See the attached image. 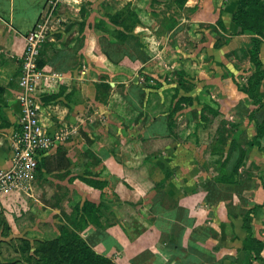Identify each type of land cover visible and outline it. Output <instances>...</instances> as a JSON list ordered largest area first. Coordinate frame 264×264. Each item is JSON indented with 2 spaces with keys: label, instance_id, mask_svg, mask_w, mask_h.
Returning <instances> with one entry per match:
<instances>
[{
  "label": "crops",
  "instance_id": "0c3cea01",
  "mask_svg": "<svg viewBox=\"0 0 264 264\" xmlns=\"http://www.w3.org/2000/svg\"><path fill=\"white\" fill-rule=\"evenodd\" d=\"M51 1L0 0V171L11 167L14 134L19 127L17 95L26 36ZM102 1L105 0L63 1L79 7V11L80 6L89 4L91 15L87 26L76 31L81 40L76 37L67 44L65 41L82 22L79 19L62 27L46 45V52L50 53L43 66L41 121L58 139L41 157L32 186L33 206L21 218L24 223L13 225L12 215L0 208L9 229L1 231L3 235L0 232V245L10 243L19 249L15 243L20 242L27 257L37 258L42 244L57 239L66 227L92 243L98 254L114 255L116 264H132L143 252L150 253L141 264H181L188 257H195L196 264H247L250 254L244 250L248 236L244 216L249 209L264 206V152L257 147L245 148V143L256 135L255 123L248 119L241 122L228 135L224 150L217 153L216 132L198 126L206 118L202 110L195 118L196 115L184 108L174 119L167 107L159 112L146 110L143 86L125 72L126 61L137 63L140 52L128 49L125 44L124 50L116 51L120 58L115 57L113 61L107 55L109 39L95 32L94 20ZM205 2L223 9L225 35L230 39L227 45L210 53L214 65L213 77L208 80V84H215L223 92L222 99L226 101L228 94L224 92L222 79L226 69L222 65L238 72L227 55L233 52L237 42L247 43L249 48L251 36L234 35L237 27L233 14L238 0H229L224 5L219 0L200 1L202 5ZM66 15L67 11L63 21H68ZM158 55V52L151 55V61ZM260 58L264 65V39ZM192 82V89L182 94L192 98L189 110L202 107L198 101L202 82ZM263 87L264 81L258 88L262 98ZM171 100L164 105L169 102L170 106ZM227 120L233 121V116L228 114ZM233 142L235 147L231 153ZM226 159L228 162L222 169ZM250 168L254 169L253 173ZM224 173L233 182L220 183L221 200L207 203L208 182L223 177ZM167 174L170 177L165 181ZM237 175L240 176L238 183ZM41 176L44 181L41 191L49 187L50 198L57 204L50 205L35 193L34 186L39 184ZM145 179L147 189L141 187ZM98 183L103 184V189L96 187ZM125 185L132 192L126 199L118 189ZM63 191L66 193L62 197L59 193ZM86 201L102 206L104 213L99 218L103 220L80 229L83 220L76 222L75 219H81ZM125 205L144 209L147 217L164 226L155 240L144 248H137L140 250L133 255L118 242L122 229L107 224L108 218L123 224ZM63 214L72 222H62L59 217H64ZM252 226L254 236L264 243V207L256 209ZM181 229H184L182 235ZM249 250L253 253L251 247ZM176 252H179L177 257ZM23 264L30 262L25 260ZM253 264H264V247Z\"/></svg>",
  "mask_w": 264,
  "mask_h": 264
},
{
  "label": "rangeland",
  "instance_id": "374dc122",
  "mask_svg": "<svg viewBox=\"0 0 264 264\" xmlns=\"http://www.w3.org/2000/svg\"><path fill=\"white\" fill-rule=\"evenodd\" d=\"M64 0H52L48 3L45 12L53 9V15L51 17L52 30L50 31L49 40L52 36H57L58 31L62 27H66L68 23H73L79 19L77 29L74 32H70L66 38V44L72 41L76 37L81 40L80 36H77L76 31L80 30L85 25L87 26V20L91 15L89 4H83L79 11V7H71L69 4H64ZM203 0H187L186 3L179 4L174 0H105L102 1L97 8V17L94 20L95 32L99 35H106V37H116L115 31L119 27L111 23L110 19H115L116 12L121 9L132 8L137 15L135 22V29L130 33V39L127 43L129 49L140 52V57L137 63L126 61L125 72L129 76H133L134 81H139L145 91L146 110H153L159 112L167 108H170V116L174 119L177 114L184 108L194 114L195 118L199 116L200 110L206 119L203 122H198V126L205 127L206 130L216 132L214 135L215 149L220 153L223 149L225 138L230 132H235V126L246 121V109H253L255 105L252 104L251 99L247 93V82L249 77L255 71V65L250 59L249 50L252 47V35L251 44L248 48L246 44H234L233 52L227 55V59L232 62L238 72H231L226 65H222L224 70L223 81L225 83L224 92L227 93L225 101L222 99L223 92L215 88V84H208V80L213 77V57L210 55L214 50H218L215 46L224 42L227 37V30L221 29L219 25V19H222L223 9L218 6H212L210 2H205L203 5L200 3ZM209 1V0H204ZM223 5L227 4L229 0H219ZM90 3V2H88ZM65 5V7L63 6ZM69 5V6H68ZM67 11L68 21H63V15ZM48 12V13H49ZM82 23V24H81ZM135 38L132 41L131 38ZM139 40V46L136 42ZM50 44L48 41L46 45ZM77 44H80L78 42ZM158 52L157 58L151 61V55H155ZM50 52H46V48L42 53L40 62L47 60ZM126 57V56H125ZM130 59V58H129ZM128 78V76H125ZM128 80V79H127ZM194 80L202 82V88L198 101H201L202 107L195 110H189V102L192 98L182 96L184 93L190 91L194 86ZM164 88V90H162ZM262 94L264 95V87L262 88ZM172 99V104L169 106V102L164 105L165 101ZM264 99V98H263ZM212 109V110H211ZM153 112V111H152ZM233 116L232 120H227V115ZM194 120V118H193ZM199 120V117L198 119ZM195 121V120H194ZM204 128V129H205ZM218 130V131H217ZM237 130V129H236ZM227 140V138H226ZM250 147L245 143V148ZM237 159H234V161ZM252 168L250 172L253 173ZM237 175V183L238 178ZM142 179V178H138ZM43 176H41L39 184L34 186L36 188L37 195L41 200H44L48 204H57L51 200L49 187L43 186ZM147 180L143 181L142 188L147 189ZM39 186V187H38ZM121 195L126 199L131 196V188L127 185L118 186ZM33 189L29 190V194H16L9 197H0V208L6 209L8 214H11V222L13 225H19L24 223L22 217L27 215L31 211L33 206L32 198ZM66 192H60L63 197ZM57 197V194H56ZM103 211V212H102ZM104 213V210L100 209V215ZM0 211V232L9 230L7 229L8 222L4 214ZM124 217L122 219L123 224L116 223L113 219H107V224L110 226L117 225L122 229L119 234V244L127 249V253L130 255L135 254L140 249L144 248L148 242L155 240L158 235V231L164 228L163 224L157 223L158 220L147 217L144 209L134 208L129 205H125L122 211ZM64 217H59L60 220L72 222V220L63 214ZM28 217V216H27ZM76 222H80L78 218ZM102 218L99 219L102 223ZM27 223H31L30 218H26ZM118 229V228H117ZM1 234L3 235V233ZM51 240V239H50ZM52 240L51 242H53ZM15 245L19 247L16 249L10 243H4L0 245V264H23L24 261L30 262V264H55L58 259V249L55 248L53 243L42 244L38 251L37 258L27 257L25 250H21V243L16 242ZM123 251V252H125ZM105 257V256H104ZM114 255L111 257H105L106 259L114 261ZM104 263V262H103ZM126 262H124L125 264ZM61 264H72L67 261ZM107 264H110L107 263Z\"/></svg>",
  "mask_w": 264,
  "mask_h": 264
},
{
  "label": "trees",
  "instance_id": "16d2710c",
  "mask_svg": "<svg viewBox=\"0 0 264 264\" xmlns=\"http://www.w3.org/2000/svg\"><path fill=\"white\" fill-rule=\"evenodd\" d=\"M174 1L184 5L187 0ZM115 15V19H110V21L112 24L119 27V29L115 31V33L117 34L116 37H114L113 39L109 38V40L107 41L110 46L109 50H107V55L109 59L113 61H115V57L120 58L119 53L116 55V51L119 52V50L123 49V47L127 45L131 36L129 34L134 31V29L136 28L135 25L137 24V15L132 8L121 9V11H117ZM233 22L237 27V31L234 35L250 34L253 36L252 47L249 50V53L250 59L255 65V71L248 79L247 93L252 101V104L255 105V108L251 110L246 109V117L250 122L255 123L256 135L254 136L253 140L249 141L247 144L250 147H257L260 151L264 152V99L258 93V88L260 84L264 81V65L260 58L261 44L264 39V0H238L237 10L233 14ZM219 25L221 26L222 30H225L226 27L222 19H219ZM229 41L230 39L227 37L224 42H222L221 44H217L215 47H223L227 45ZM46 44L44 46L43 51L46 48ZM137 44L139 46V42H137ZM125 56L126 55L124 54V57ZM40 59L39 66L40 68H43L46 62H40ZM202 117L205 118L204 116ZM239 125L240 124L235 126V131L236 129H238ZM226 138L228 139V136ZM226 138L223 144V149H221L222 151L224 150V146L227 142ZM232 144L233 145H231V153L233 152V149L235 147V143L233 142ZM226 162H228V159H226L221 164L222 169L225 167ZM237 167L238 166H236L235 168L236 171ZM169 177L170 175L167 174L164 180L166 181ZM227 177L229 176H225L224 173L223 177H217L215 180L208 182L206 187L207 196L205 199L207 203H210L212 201L219 202L221 200L220 196L223 192V188L220 186V183L222 184L233 182V180ZM96 187L103 189V184L98 183ZM101 207L102 206L100 204L97 205L88 201L84 203L81 211V220H83V224L80 226V229H83L88 224L98 222V220L100 219L99 217L101 216L99 214ZM259 207L264 206H255L254 208L249 209L244 216V228L248 233V236L245 240L244 250L247 252L249 251L250 254L247 264H253V260H257L259 258L260 251L264 247V243L259 241L254 236L252 226V216L253 214H255L256 209ZM184 219L185 218H182L181 220ZM183 232L184 229H181V235L183 234ZM48 243H53L55 248L58 249V259H56L55 264H61L64 261H67L68 263L72 264H107L109 262L110 264H113L112 261L98 254L94 250L92 243H89L88 241L84 240L77 232L70 231L66 227L62 228L60 236L57 239H55L53 242ZM250 247L252 248L253 253L250 252ZM149 253L150 252H143L142 254L138 255L135 259L132 260V264H141L146 260L147 255ZM180 254L181 256H184V252H181ZM178 255L179 252H176L174 256L177 257ZM196 262L197 261L195 257H188L186 261L182 262L181 264H196Z\"/></svg>",
  "mask_w": 264,
  "mask_h": 264
},
{
  "label": "built area",
  "instance_id": "2783aa9c",
  "mask_svg": "<svg viewBox=\"0 0 264 264\" xmlns=\"http://www.w3.org/2000/svg\"><path fill=\"white\" fill-rule=\"evenodd\" d=\"M53 9L44 12L33 30L26 36V48L21 59V76L18 82L19 127L14 134L11 167L7 171H0L1 198L29 194L36 180L43 153L52 149L58 139L46 130L41 121L44 96L41 85L44 69L40 68L39 59L53 29L51 26Z\"/></svg>",
  "mask_w": 264,
  "mask_h": 264
}]
</instances>
